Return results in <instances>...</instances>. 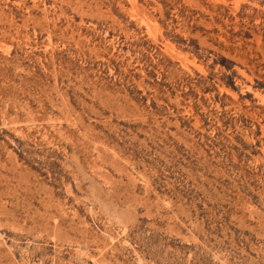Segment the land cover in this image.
Listing matches in <instances>:
<instances>
[{
	"label": "rangeland",
	"instance_id": "1",
	"mask_svg": "<svg viewBox=\"0 0 264 264\" xmlns=\"http://www.w3.org/2000/svg\"><path fill=\"white\" fill-rule=\"evenodd\" d=\"M0 264H264V0H0Z\"/></svg>",
	"mask_w": 264,
	"mask_h": 264
}]
</instances>
